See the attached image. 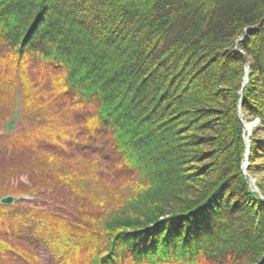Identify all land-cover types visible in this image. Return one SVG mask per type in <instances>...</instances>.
<instances>
[{
    "label": "trees",
    "instance_id": "16d2710c",
    "mask_svg": "<svg viewBox=\"0 0 264 264\" xmlns=\"http://www.w3.org/2000/svg\"><path fill=\"white\" fill-rule=\"evenodd\" d=\"M8 196L0 264H264V0H0Z\"/></svg>",
    "mask_w": 264,
    "mask_h": 264
},
{
    "label": "water",
    "instance_id": "95a60500",
    "mask_svg": "<svg viewBox=\"0 0 264 264\" xmlns=\"http://www.w3.org/2000/svg\"><path fill=\"white\" fill-rule=\"evenodd\" d=\"M19 109H20V94H18L16 98V106L13 112V116L5 126V131L7 133H12L14 131L15 124L19 121ZM18 199L19 198H15L11 196L3 197V198H0V204L1 205H12Z\"/></svg>",
    "mask_w": 264,
    "mask_h": 264
},
{
    "label": "rangeland",
    "instance_id": "374dc122",
    "mask_svg": "<svg viewBox=\"0 0 264 264\" xmlns=\"http://www.w3.org/2000/svg\"><path fill=\"white\" fill-rule=\"evenodd\" d=\"M248 75H249L248 67H246L243 86L248 82ZM243 123H244L245 129L247 128L248 137L252 135V129L257 127L259 124L257 120L252 121L251 123H245V122H243ZM26 199H29V197H27Z\"/></svg>",
    "mask_w": 264,
    "mask_h": 264
},
{
    "label": "bare ground",
    "instance_id": "6f19581e",
    "mask_svg": "<svg viewBox=\"0 0 264 264\" xmlns=\"http://www.w3.org/2000/svg\"><path fill=\"white\" fill-rule=\"evenodd\" d=\"M247 131V128L245 129ZM248 138V137H247ZM246 138V139H247ZM249 164H248V161H247V156L245 157V162H244V173L245 175H247V168H248ZM255 190L257 191V189L255 188Z\"/></svg>",
    "mask_w": 264,
    "mask_h": 264
}]
</instances>
